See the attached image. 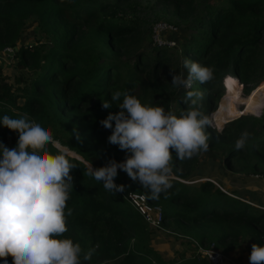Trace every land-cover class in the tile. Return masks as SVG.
Returning a JSON list of instances; mask_svg holds the SVG:
<instances>
[{
    "label": "trees",
    "instance_id": "obj_1",
    "mask_svg": "<svg viewBox=\"0 0 264 264\" xmlns=\"http://www.w3.org/2000/svg\"><path fill=\"white\" fill-rule=\"evenodd\" d=\"M145 2L149 7H142L140 0H0V53L14 48L12 58L0 62V118L27 113L50 130L61 147L82 158L60 148L77 165L70 172L73 187L67 208L72 215L66 217L64 238L80 244L81 264H210L200 252L190 254L172 243L170 250L158 240L157 233L164 231L152 228L126 201L123 193L128 191L142 192L162 206L163 226L178 243L197 247L216 243L233 262L230 247L244 244L240 247L249 253L250 263L251 245H264V208L236 195L253 201L256 187L244 182L224 191L209 179L189 182L199 169V154L179 161L173 152L172 187L156 200L123 170L118 169L115 178L116 184L125 185L123 192H110L88 175L90 163L98 168L130 155L109 142L112 129L101 123L120 110L117 103L123 97L112 101L116 91H128L142 103L176 115L188 108L186 91H199L197 107L207 116L219 110L215 122L219 125L227 119L223 116L261 112L264 103V89L247 98L243 94L248 78H264L259 46L264 41V0ZM149 8L158 10L157 17L170 11L183 18L188 34L180 47L152 42L145 11ZM29 22L39 37L26 44L21 36ZM181 54L211 67L213 79L204 84L194 81L192 89L174 86L173 75L183 72ZM242 74L246 79L240 78ZM217 100L220 107L215 110ZM103 102L112 106L104 108ZM245 130L252 138L237 151L235 140ZM206 132L209 148L220 149L226 169L244 174L250 184L255 180L250 174H264V111L259 118L239 116L225 123L222 134L214 127ZM18 136L0 124V143L13 148ZM47 147L57 151L51 144ZM91 249V259L84 261L83 253ZM7 259L12 264V258Z\"/></svg>",
    "mask_w": 264,
    "mask_h": 264
},
{
    "label": "clouds",
    "instance_id": "obj_2",
    "mask_svg": "<svg viewBox=\"0 0 264 264\" xmlns=\"http://www.w3.org/2000/svg\"><path fill=\"white\" fill-rule=\"evenodd\" d=\"M183 67L188 70L186 77L183 72L172 77L176 87L192 89L194 81L204 84L213 79L209 66L185 58ZM201 98L199 91H186L188 108L176 115L162 106L142 103L128 91L112 93L120 110L109 113L101 123L112 129L109 142L130 155L98 168L90 163L88 175L116 193L125 190V185L115 183L118 169L123 170L149 191L151 199H159L172 187L173 152L177 160L184 161L209 149L206 129L213 127V122L197 107ZM102 106L112 105L103 102ZM254 115L259 118L261 112ZM0 124L19 134L13 148L0 143V260L8 264L10 256L12 264H81L80 244L64 238L66 217L72 215L67 208L73 187L70 172L77 165L60 150L50 130L29 114L20 118L4 115ZM214 128L223 133V126ZM251 138V133L242 132L235 140V150L245 148ZM49 144L57 149L55 153L48 150ZM93 251L83 253V260H90ZM249 262L264 264V245H251Z\"/></svg>",
    "mask_w": 264,
    "mask_h": 264
},
{
    "label": "rangeland",
    "instance_id": "obj_3",
    "mask_svg": "<svg viewBox=\"0 0 264 264\" xmlns=\"http://www.w3.org/2000/svg\"><path fill=\"white\" fill-rule=\"evenodd\" d=\"M145 1L146 0H140L139 4H141L142 7L143 6L149 7V6H147ZM212 1H214V0H212ZM139 9L143 10L142 8H139ZM148 10H145V11L148 12L147 14H148V21H149L150 27L157 20L170 21L176 27V29L169 32L167 36L176 42L175 46L180 47L181 42H183L185 40V38L188 34V30L185 28V26L182 24L183 22L181 21V19H183V18L178 19L170 11H166L163 16L157 17V15H159L158 14L159 12L157 9H154L151 11V8H149ZM126 11H127V16H129V14L132 13L129 8L126 9ZM28 25L29 26H27V28L23 31V34H22V40H23L22 42L26 43V44L36 42V39H38V37H39V36H35V33L32 31V23L29 22ZM28 37H30V39H28ZM259 46H260L261 56L264 60V41H262ZM185 58H189V57L181 54L183 73L186 77L188 74V70L183 67V60ZM0 59H2V58H0ZM0 62H4L3 59L0 60ZM4 64L9 65V64H7V61ZM224 78H223V80H224ZM240 78L246 79L244 74H242V76ZM248 79H250V80H249V83H246L247 88H245L243 90V94H246V95L248 94L246 96V98L249 97L250 94L253 93L255 90L264 89V78L250 77ZM252 87H255V89L250 91ZM224 90H225V84H224ZM218 102H219V100H217L216 106L218 105V107L217 108L215 107L216 108L215 110H217L220 107V103L218 104ZM263 105H264V103H263ZM263 105H262L260 116H262L263 111H264ZM243 106L245 107V105L243 103L239 104V107H243ZM216 113H218V115H219V110ZM216 113H213V111L211 113L210 112L208 113L209 119L213 122V127L216 125L215 122H217ZM213 114H214V118H213ZM247 115H254V112H252V111H248L246 113L241 112V113L237 114L236 116L239 117V116H247ZM223 117L227 118L226 116H223ZM227 119H229V118H227ZM231 120H233V119H231ZM231 120H229V121H231ZM198 158H199V163H200L199 169L196 172L195 179L190 180L189 182L198 183V181H200V180L209 179L213 183H215V185H217L216 184V182H217V183L221 184L227 190H230V188L232 186L238 187L237 184H239V183H240L239 187H241V185L244 182H246L245 183L246 185H253L254 187H256V189L252 190L253 194L256 193L255 194L256 199H253V201H252V200H249L250 198L248 199L245 195H241V194H238L236 196H238L239 198H241L243 200L246 199L248 202L264 208V174H261V172H259L257 175H256V173L250 174L249 177L250 178L255 177L254 178L255 180L252 182V184L247 183L248 180L244 174H237V173L225 168V166L221 160L220 149H218V148H216L215 150L209 148L206 152H201L198 155ZM219 179H221V180H219ZM256 183L258 184V186L255 185ZM241 191H249V188L242 187ZM164 227H165V229H169L165 225H164ZM165 229H163L164 232L157 233V236H158V240H164V245L169 246L170 250L173 249L174 247H177V248H181V249L183 248L182 250H186V252L187 253L190 252V254L200 252L202 255H204L202 250H200V249L198 250V247L195 244L192 245L190 242L178 243L175 240V235L169 231L170 229L169 230H165ZM155 238L157 239V237H155ZM171 243H172L173 248L170 246ZM242 245H244V244H241L240 246H242ZM204 246H206V247L213 246L216 249H220L216 243H211L209 246L206 244ZM240 246L235 245V246L230 247V250L233 253L232 257L234 259L237 258V259H235V262L231 261L230 258H228V256L225 255L224 251L222 249H220L224 255V260L220 264H250V263H246V253H248V252H246V251L244 252V249H242Z\"/></svg>",
    "mask_w": 264,
    "mask_h": 264
},
{
    "label": "built area",
    "instance_id": "obj_4",
    "mask_svg": "<svg viewBox=\"0 0 264 264\" xmlns=\"http://www.w3.org/2000/svg\"><path fill=\"white\" fill-rule=\"evenodd\" d=\"M175 29L176 27L171 22L165 20L155 21L151 26L152 42L158 46L176 45V42L167 36L169 32ZM13 52V47H7L5 48L3 54L7 59L10 60L13 56ZM216 184L222 190L226 191L222 185L217 182ZM123 197L130 205L134 207V209H136L140 213L146 223H148L152 228L161 230L165 229V227L163 226V208L160 204L149 201L144 193L138 191L124 192ZM199 249L202 250L203 254L207 256L210 264H220L224 260L223 253L213 246L202 247L198 245V250Z\"/></svg>",
    "mask_w": 264,
    "mask_h": 264
},
{
    "label": "water",
    "instance_id": "obj_5",
    "mask_svg": "<svg viewBox=\"0 0 264 264\" xmlns=\"http://www.w3.org/2000/svg\"><path fill=\"white\" fill-rule=\"evenodd\" d=\"M263 107H264V105H263ZM227 118H228V117H227ZM235 118H237V117H234V118H229V119H225V120H223V121H222V123H221V126H224V125H225V123H227L229 120H231V119H235ZM59 148H61L62 150H64V151H66V152H69V153H70V151H69V150H67L66 148H63V147H61V146H60V144H59ZM71 154H73V155H75V156H77V157L81 158L79 155L75 154L74 152H73V153H71ZM81 159H82V158H81Z\"/></svg>",
    "mask_w": 264,
    "mask_h": 264
},
{
    "label": "crops",
    "instance_id": "obj_6",
    "mask_svg": "<svg viewBox=\"0 0 264 264\" xmlns=\"http://www.w3.org/2000/svg\"><path fill=\"white\" fill-rule=\"evenodd\" d=\"M28 39H30V37H28ZM21 41H23L22 40V36H21ZM0 58H2L3 60H5L6 59V57H5V55L3 54V53H0ZM255 198H256V196H255ZM252 199V198H251ZM229 258V257H228ZM237 259V258H236ZM231 260V259H230ZM232 261V260H231Z\"/></svg>",
    "mask_w": 264,
    "mask_h": 264
},
{
    "label": "bare ground",
    "instance_id": "obj_7",
    "mask_svg": "<svg viewBox=\"0 0 264 264\" xmlns=\"http://www.w3.org/2000/svg\"><path fill=\"white\" fill-rule=\"evenodd\" d=\"M61 146V145H60ZM72 151H70V153H71Z\"/></svg>",
    "mask_w": 264,
    "mask_h": 264
}]
</instances>
